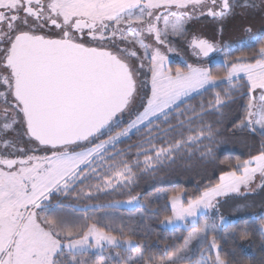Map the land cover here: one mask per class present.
Masks as SVG:
<instances>
[{
	"label": "snow or ice",
	"instance_id": "snow-or-ice-1",
	"mask_svg": "<svg viewBox=\"0 0 264 264\" xmlns=\"http://www.w3.org/2000/svg\"><path fill=\"white\" fill-rule=\"evenodd\" d=\"M0 264H264V0H0Z\"/></svg>",
	"mask_w": 264,
	"mask_h": 264
},
{
	"label": "trees",
	"instance_id": "trees-1",
	"mask_svg": "<svg viewBox=\"0 0 264 264\" xmlns=\"http://www.w3.org/2000/svg\"><path fill=\"white\" fill-rule=\"evenodd\" d=\"M222 87H224V86H222ZM137 139H138L137 137H133L132 140L129 142L130 143H136ZM126 146H127L126 144L121 145V147H126ZM220 155L245 158L247 153H246V150L243 148L242 145H235V146L229 145L225 149L221 150ZM196 179H198V178H195V173L175 175V176L171 177L169 181L161 183L158 188H153L150 183L149 184L141 183V187H140V189H137V191L143 190L146 192H154V191L159 190L161 192L167 191V192L171 193L174 190H186L187 192L191 193L195 190ZM126 199H127L126 196H118L117 195V196H113V197H103L100 200H94V201H90V202H83L82 201L79 203L80 211L77 214L78 215H84V214L90 215L93 213V211H95L96 213L113 212L114 214H116L115 217L120 220V217H119L120 211H126L128 213L134 211V213H137L138 209L137 208H134V209L119 208V209H103V210H100V209H93L91 207L86 208V204H99V203L107 204V203L114 202L115 200H126ZM68 203L75 204L76 202L71 201ZM67 211H72V210L67 209ZM132 214L130 215V218L126 217L127 219L124 221L123 224H125V225H128V224L143 225L144 219L142 218V216L139 215L140 218L135 217V220L132 221L134 219ZM115 217L112 216L113 219H116ZM130 220L132 222H130ZM118 222H120V221H118ZM171 232H172V229H169L167 232H165V234L171 235ZM258 244H259V238L258 237L255 241H253L251 243H249V242L243 243L241 245L242 254L245 257H247L249 260L258 258L260 255V253L258 251Z\"/></svg>",
	"mask_w": 264,
	"mask_h": 264
},
{
	"label": "flooded vegetation",
	"instance_id": "flooded-vegetation-1",
	"mask_svg": "<svg viewBox=\"0 0 264 264\" xmlns=\"http://www.w3.org/2000/svg\"><path fill=\"white\" fill-rule=\"evenodd\" d=\"M257 28H259V25H257ZM231 32L234 34H230ZM224 40L226 44L237 47L242 42H247L248 36L230 27L224 33Z\"/></svg>",
	"mask_w": 264,
	"mask_h": 264
},
{
	"label": "rangeland",
	"instance_id": "rangeland-1",
	"mask_svg": "<svg viewBox=\"0 0 264 264\" xmlns=\"http://www.w3.org/2000/svg\"><path fill=\"white\" fill-rule=\"evenodd\" d=\"M230 34H234V33H230ZM255 200H257V202H259L260 201V199H261V196L260 195H257V196H255V197H253ZM121 208H128V209H134L135 207L134 206H129V205H124V206H122ZM257 211L259 210L258 208L256 209ZM105 212H99V213H96L97 215H100V216H103V214H104ZM107 213H110L111 214V216H114L115 217V215L116 214H114L113 212H107ZM120 213V220L119 219H117L116 217V221L118 222V221H120L121 223H124V221L127 219L126 217H128V218H130V215L132 214V216H133V220L132 221H134L135 220V217H137V218H140V216L139 215H141L140 214V211L138 210L137 211V213H134V211H132V212H130V213H128V212H126V211H120L119 212ZM113 214V215H112ZM225 214L226 215H228L229 213L226 211L225 212ZM131 220H130V222H132Z\"/></svg>",
	"mask_w": 264,
	"mask_h": 264
}]
</instances>
